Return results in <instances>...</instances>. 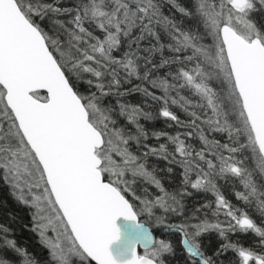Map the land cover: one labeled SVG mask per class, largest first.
<instances>
[{
	"label": "snow or ice",
	"instance_id": "snow-or-ice-1",
	"mask_svg": "<svg viewBox=\"0 0 264 264\" xmlns=\"http://www.w3.org/2000/svg\"><path fill=\"white\" fill-rule=\"evenodd\" d=\"M166 2L196 19L203 34L164 15L159 0H77L74 7H60L59 0H0V177L34 210L32 231L53 264H118L109 246L120 238V217L134 222L126 264H166L174 246L137 221L144 214L155 228L179 235L186 264H217L228 251L233 264H264V227L217 184L238 179L243 191L235 192L237 200L264 216V183L256 180L264 178V28L252 18L264 12V0H192L191 8ZM49 14L69 17L54 22L55 37L35 19ZM157 28L169 43H161ZM165 48L170 56L163 55ZM74 81L94 90L84 95ZM132 93L159 104V117L185 130L154 131L156 144L145 143L149 135L140 120L153 114L122 99ZM105 97H114L115 105L104 106ZM173 105L188 119L181 120ZM193 137L201 147L189 142ZM243 153L249 155L241 158ZM149 156L166 161L168 173L171 165L181 170L178 192H168L147 169ZM137 179L159 194L145 188L137 195ZM194 192L215 199L179 223L169 222V216H183V200ZM8 231L0 225V264H13L9 251L20 264H36ZM211 232L225 242L206 255L201 237ZM248 232L259 237V251L229 241L230 233Z\"/></svg>",
	"mask_w": 264,
	"mask_h": 264
},
{
	"label": "trees",
	"instance_id": "trees-1",
	"mask_svg": "<svg viewBox=\"0 0 264 264\" xmlns=\"http://www.w3.org/2000/svg\"><path fill=\"white\" fill-rule=\"evenodd\" d=\"M42 4L52 3L55 4L56 0H39ZM77 0H59L60 7H74ZM179 4H181L184 7L191 8L192 7V0H177ZM159 3L161 4V11L164 15L169 16L170 18L175 19L181 27L185 28L186 30H193L198 31L201 34H203V28L198 24V21L196 19H190L187 17H182L180 13H178L171 4L167 3L166 0H159ZM252 18L256 21L258 26L264 28V12H255L252 14ZM36 22L41 25V27L44 28L45 31L49 33L51 36H57L59 35L58 26L54 23L56 20L64 21L65 23L69 19L68 16H54L52 14H49L48 16H45L42 20L39 17H36ZM157 31L160 33L161 36V43L167 44L169 43V38L164 33L163 29L157 28ZM61 39H63V36H61ZM206 43H210V39H205ZM151 43H155L152 41ZM144 46L149 45V41L142 42ZM126 50L125 47L121 48L120 53H117V55H121L123 51ZM163 55L165 57L170 56L171 53L165 48L163 50ZM154 61L159 62L161 56L160 53H156L154 55ZM163 71V70H162ZM76 88L84 95H88L90 91H93L94 89H89L88 85L86 83H83L82 81H74ZM133 83H140V81L134 80ZM214 85V84H213ZM125 87H131L130 85H126ZM220 88V85H219ZM159 94V93H157ZM183 95L190 96V92L188 90H184ZM194 100L198 99L196 97H192ZM126 102L140 105L145 108L146 111H149L153 114L152 120H144L143 118L140 120V123L144 126L145 131L149 135V139L145 141V143L149 144H156V140L154 137H152V132L154 131H164L171 135H175L177 131L183 132L185 129L178 128L174 122L171 121H165L163 118L159 117V109L160 105L157 103H154L150 100L145 103L146 98L143 97L139 93H132L131 95L122 98ZM102 104L104 106H107L109 104L115 105V98L114 97H105L102 101ZM171 110L174 111L181 120H187L188 117L186 114L178 107V106H170ZM119 123L121 125H125L126 121L123 118L119 119ZM171 124V126H169ZM132 131H135L134 128H132ZM217 138L223 140V137L217 136ZM160 142H164V139L161 138ZM197 148L201 147L200 142L198 138L193 137L189 141ZM171 147V146H170ZM132 150L137 152V154H140V152L136 149L135 145L132 146ZM243 156H247V153L241 154V158ZM246 165L249 167H252L251 160L246 161ZM170 165L167 164L166 161L162 159H158L153 156H149L147 159L146 167L149 171L153 172V175L161 181V184L164 186V188L168 192H178L181 187V175H180V169L177 168L174 165H171V167L174 168V171L172 173L167 172V167ZM2 180L0 177V225H3L4 227L8 228L9 231L6 234L8 237L10 236L11 239L15 240L17 245L27 251L29 256L32 258H36V260L41 261L42 257L47 254L48 249L39 242L38 237L34 235V232L32 231V228L29 227V225L25 222V218H23V211L21 208H18L17 205H15L11 199L4 193V188L2 187ZM256 180L258 183H264L262 181L261 177L258 175L256 176ZM217 184L220 188L221 193L225 196V198L233 204L237 208H241L244 211H246L249 216L257 223L258 226L264 227V216H261L259 211L257 210L256 206L253 205H246L243 201L237 200L235 196L236 191H243V186L238 182V179L227 177L225 179H218ZM136 194L137 195H144L143 189H147L148 193H151L152 195L159 194L158 190L155 188L154 185L148 184L144 182L142 179H137L135 184L133 185ZM127 198L132 200V197L129 195ZM215 197L211 193H204V192H194L191 197H185L183 200L184 203V210H183V216H169L167 219L169 222H176L179 223L184 217L190 216L196 208L200 207L201 205L208 203L210 201H214ZM136 204H138V201H132ZM215 208V204H212V209ZM207 216L209 220L215 219L212 214L211 210H206ZM162 213L157 210V215H161ZM200 218L203 219L204 215L203 213H200ZM147 215H141L138 216L141 222H143L146 226L151 228L153 235L157 238L165 239L166 241H170L174 246V255L165 256L164 259L166 261V264H186L185 257L181 248V245L179 243L180 237L178 234L174 232H165L161 228H155L154 220H150L149 217H146ZM25 219V220H24ZM221 219L223 217L221 216ZM5 235V234H4ZM229 241L230 242H237L240 245L244 247L254 248L257 251L260 249L257 247L259 237H257L254 233L248 232V233H235L229 234ZM218 233L211 232L207 233L204 236L201 237V244L202 248L205 251L206 255H213L216 251V249L219 248L220 244L224 243ZM142 253V251H141ZM8 258L13 260V264H20V258L15 256L14 253L6 252L5 253ZM217 264H233L235 260V255L233 252L228 251L227 253H224L223 255L216 258Z\"/></svg>",
	"mask_w": 264,
	"mask_h": 264
},
{
	"label": "water",
	"instance_id": "water-1",
	"mask_svg": "<svg viewBox=\"0 0 264 264\" xmlns=\"http://www.w3.org/2000/svg\"><path fill=\"white\" fill-rule=\"evenodd\" d=\"M137 221L144 224L139 217H137ZM116 224L120 230V238L109 246V251L117 260L118 264H126V261L131 258L130 248L132 243H134V222L126 221L123 217H120L117 219ZM136 251L137 254H140L143 250L137 246Z\"/></svg>",
	"mask_w": 264,
	"mask_h": 264
},
{
	"label": "rangeland",
	"instance_id": "rangeland-1",
	"mask_svg": "<svg viewBox=\"0 0 264 264\" xmlns=\"http://www.w3.org/2000/svg\"><path fill=\"white\" fill-rule=\"evenodd\" d=\"M213 87H215V88H217V90H219L220 88H219V84H217V83H215V82H213ZM247 155H249L248 153H247ZM1 179H2V177H1ZM262 179V181H264V178H261ZM238 182H239V180H238ZM2 187L4 188V193H6V195L11 199V201L15 204V205H17V207L18 208H21L22 209V211H23V218H25L24 220H25V222L29 225V227L30 228H32V226H33V221H32V215H33V209H31L30 207H28V206H26V205H24V204H21L13 195H12V189H11V187L4 181V180H2ZM240 183V182H239ZM146 217H148V216H146ZM34 232V231H33ZM0 235H4V234H2V233H0ZM34 235L35 236H37L38 237V240H39V242L41 243V241H40V237H39V235H38V233H36V232H34ZM8 237V236H7ZM8 238H10L11 239V237L9 236ZM3 243V241L2 240H0V244H2ZM42 244V243H41ZM32 259H34L35 261H36V264H53V262H52V259H51V256H50V254H49V250L47 251V254H45L43 257H42V259H41V261H37L36 260V258H33L32 257ZM73 264H76V261L74 260L73 261Z\"/></svg>",
	"mask_w": 264,
	"mask_h": 264
}]
</instances>
